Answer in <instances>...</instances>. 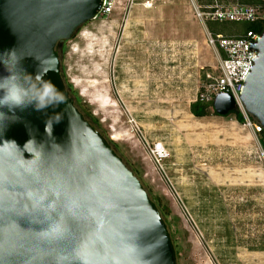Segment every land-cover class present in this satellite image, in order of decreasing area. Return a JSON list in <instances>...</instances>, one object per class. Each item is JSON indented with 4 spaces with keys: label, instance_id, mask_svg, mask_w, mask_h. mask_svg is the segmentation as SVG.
<instances>
[{
    "label": "rangeland",
    "instance_id": "374dc122",
    "mask_svg": "<svg viewBox=\"0 0 264 264\" xmlns=\"http://www.w3.org/2000/svg\"><path fill=\"white\" fill-rule=\"evenodd\" d=\"M124 4L64 42L65 80L167 206L178 264H264L260 134L233 113L195 116L189 109L218 64L205 27L190 0H135L129 10ZM207 26L233 34L242 22ZM145 138L168 147L164 173Z\"/></svg>",
    "mask_w": 264,
    "mask_h": 264
},
{
    "label": "water",
    "instance_id": "95a60500",
    "mask_svg": "<svg viewBox=\"0 0 264 264\" xmlns=\"http://www.w3.org/2000/svg\"><path fill=\"white\" fill-rule=\"evenodd\" d=\"M101 4L0 0V81L11 73L2 86L23 82L26 101L44 81L59 94L39 111L0 107V264H178L152 193L64 77V42ZM252 46L257 55L239 97L264 140V26ZM212 107L224 115L237 105L222 92Z\"/></svg>",
    "mask_w": 264,
    "mask_h": 264
},
{
    "label": "built area",
    "instance_id": "2783aa9c",
    "mask_svg": "<svg viewBox=\"0 0 264 264\" xmlns=\"http://www.w3.org/2000/svg\"><path fill=\"white\" fill-rule=\"evenodd\" d=\"M148 1L146 0V2ZM190 1L195 16L205 27L207 43L216 50L218 55L216 73L207 74L206 82L203 88L196 94L195 99L212 101L217 93H230L236 101L237 108L243 113L246 124L254 131H261L262 126L249 117L239 97L244 79L249 73L257 55V50L253 48L252 44L260 37V32L249 28L243 33L228 34L220 30L212 31L207 26V22L209 21H255L264 14L261 6L239 1L229 4L207 3L202 6L197 4L196 0ZM121 2L123 0H102L101 7L95 18L110 16L119 7ZM134 2L135 0H125L123 10H129ZM143 147L158 170L164 173V162L170 155L164 141L157 138L149 141L145 138L143 140ZM259 147L261 153L264 155V145L260 143Z\"/></svg>",
    "mask_w": 264,
    "mask_h": 264
},
{
    "label": "trees",
    "instance_id": "16d2710c",
    "mask_svg": "<svg viewBox=\"0 0 264 264\" xmlns=\"http://www.w3.org/2000/svg\"><path fill=\"white\" fill-rule=\"evenodd\" d=\"M210 1V0H207V2ZM239 2H246V3H254V4H258L261 6V9L264 13V0H237ZM263 26H264V14L262 17L258 18L257 20L255 21H243L242 22V27L235 31L234 34L236 33H243L245 30L247 29H254L256 31H259L261 32V30L263 29ZM212 31H218L216 30V28H211ZM64 52H65V48H64V45H63V55H64ZM67 82V81H66ZM68 86L71 88L72 92H73V89H72V85L71 83L67 82ZM74 93V92H73ZM75 95V93H74ZM76 100L79 104V106L92 118V120L94 122H96L98 124V126L101 128V125L99 124V121L97 120L96 117H94L91 112L86 108L84 107L81 103H79L77 97H76ZM212 101H201L199 99H195L193 100L190 105H189V109H190V112L195 115V116H204V115H207V114H210V113H214V114H217L216 111L212 108ZM230 113H233L234 114V117L237 121H240V122H244L245 121V118H244V115L243 113L241 112V110H239V108L236 107V109L234 110H231L229 111L228 113L224 114V115H228ZM103 129V128H102ZM105 131V130H104ZM106 133V132H105ZM258 133L260 134L259 136V141L262 145H264V140H263V129L261 131H258ZM107 135V134H106ZM108 136V135H107ZM109 138V137H108ZM115 143V142H114ZM116 145V143H115ZM117 146V145H116ZM136 170V169H135ZM137 171V170H136ZM138 173V172H137ZM139 174V173H138ZM150 190V189H149ZM151 192V191H150ZM152 193V192H151ZM152 196L154 198V200L156 201L160 211L162 212L169 228H170V224H169V221L167 219V214L169 213L168 211V208L165 204H163L161 202V200L159 198H157L155 195H153L152 193ZM170 231H171V234H172V237H173V241H174V245H175V248H176V254H177V257L179 258V246H178V242L176 240V238L174 237L173 235V231L172 229L170 228Z\"/></svg>",
    "mask_w": 264,
    "mask_h": 264
},
{
    "label": "clouds",
    "instance_id": "9594fccd",
    "mask_svg": "<svg viewBox=\"0 0 264 264\" xmlns=\"http://www.w3.org/2000/svg\"><path fill=\"white\" fill-rule=\"evenodd\" d=\"M5 77L3 79H10ZM38 80L42 79L40 73L36 74ZM3 79L0 81V91L3 92L2 97H0V107H26L29 104H34L36 110L45 109L55 103H57L58 93L55 90V86L51 82L44 81L40 84L39 91L32 101H26L27 91L23 85V82L14 85L11 88H5L2 86ZM52 118L50 117L49 120ZM60 121L57 120L56 123ZM45 131H48V121L46 122Z\"/></svg>",
    "mask_w": 264,
    "mask_h": 264
}]
</instances>
